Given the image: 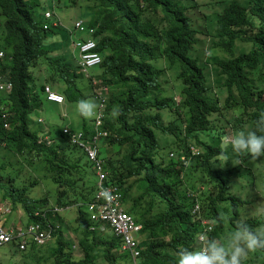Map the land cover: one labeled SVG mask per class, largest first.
I'll return each mask as SVG.
<instances>
[{
    "label": "trees",
    "instance_id": "1",
    "mask_svg": "<svg viewBox=\"0 0 264 264\" xmlns=\"http://www.w3.org/2000/svg\"><path fill=\"white\" fill-rule=\"evenodd\" d=\"M91 1L94 6H87L86 24L93 29L86 37L95 39L102 57L95 77L109 89L107 128L119 135L115 146L125 145L121 157L114 156L111 175L104 180L115 186L131 176L137 178L138 195L123 201L129 200L127 211L143 225L144 249L138 264H176L179 252L197 249L195 237L203 230L204 218L215 222L209 239L218 242H225L238 223L256 230L262 220H241L243 200L229 189L237 165L232 164L238 160L252 166V158L235 157L230 146L222 149L204 136L215 132L221 138L237 129L264 134L257 125L264 113V0ZM219 3H225L222 12H214L213 18L218 22L214 46L220 50L212 49L220 54L207 56L208 68L199 62L202 55L197 53L202 52L203 36H213L204 27V20L210 18L204 10ZM36 5L42 9V19L32 11ZM50 9L46 0H0V50L4 54L0 75L12 83L9 92L0 91V200L12 210L25 212L30 221L40 219L33 216L34 210L50 203L46 192L38 198L30 195L43 179L55 185L53 204L63 207L75 202L84 205L96 183L85 191L84 185L92 182L94 174L83 153L62 133V126H46L45 131L39 124L32 127L34 114L44 106L45 84L64 96L65 111H77V102L93 98L96 87L78 72L74 57L72 62L44 45L48 33L54 32V19L44 17ZM45 21L50 23L46 30ZM42 56L49 59L52 71L49 76L42 72L47 78L38 86L30 67ZM167 69L173 70L176 90L166 81ZM176 91L178 103L173 99ZM231 110L236 114L225 112ZM115 111L116 115H110ZM164 111L173 116L167 123L162 119ZM2 114L7 117L6 128ZM190 146L201 152L192 154ZM253 160L264 168V155ZM25 165L33 175L29 183L20 174ZM199 190V202L187 195ZM81 205L75 212L81 232L80 257L73 256L71 243L59 233L54 243L21 253L22 259H27V252L36 262L49 260L50 264H104L105 260L117 264L124 259L113 249L119 243L116 237L89 230V217ZM242 264H264V249L248 253Z\"/></svg>",
    "mask_w": 264,
    "mask_h": 264
},
{
    "label": "clouds",
    "instance_id": "2",
    "mask_svg": "<svg viewBox=\"0 0 264 264\" xmlns=\"http://www.w3.org/2000/svg\"><path fill=\"white\" fill-rule=\"evenodd\" d=\"M86 1H88L86 3L87 6H94L93 1ZM75 3L76 0L72 2V4ZM115 3L116 2L112 3V5ZM224 4L225 3H219L218 5H216L219 7V10H214L209 13L208 15L210 16V18H206L203 22L204 27H208L213 33V36H203L205 38V41L206 39L210 41L211 54H220L218 52L220 49L214 46V42L218 40V22L215 23L216 20H214L213 14L214 12H222ZM85 11H87V8ZM44 17L46 20H49V18L51 20L54 19V28L59 25V46L64 49L65 45L62 35L63 29H66V27L61 23V21L58 20L59 18H56V15L52 9L46 11L44 13ZM47 25L48 24L45 21V23L42 25L44 30L48 28ZM72 28V30L68 29L70 38H72L73 31L81 33V36L77 37L76 40L69 41V52L70 54L71 52L75 53V55H73L72 57L75 58L78 72L83 74L84 77L90 78L92 80V83L96 87L94 88V90H92L93 98L82 99L77 102L76 113L79 118L75 119L74 124L71 118H67L66 124L61 125V131L67 136L70 144L74 145L81 153H83L86 162L88 163L92 173L94 174L93 179H95L96 181L94 192L90 195V200L84 205H81V202H75L71 204V206L63 207L50 202L49 204L44 205L43 208H38L33 211L34 217H40V219L38 218L33 221L29 220L25 212H22L19 209L12 210L11 205L8 202L0 201V205H5L8 207V211L0 213V231H3L5 233L9 232V234L12 235L10 241L3 243L0 246L11 245L13 249H16L15 251L17 252H13L19 255L20 262L23 264H30V262H36L34 256H31L27 252V259L24 260L22 259L21 253L28 251L32 247L37 248L38 246H43L48 243H54L59 233H61V235L71 243L74 251L73 256L80 257L82 254L79 251L78 240L81 236V232L79 224L75 219V212H77V207L81 205L82 210L86 211L89 217L88 221L90 231L99 230L101 232H107L118 239V246L113 249L119 255L125 256V258L119 260V263H115L128 264V262H130V264H138L140 254L144 249L141 244L142 241L145 240L144 233L142 232L143 225L141 222H138L136 218L127 211L129 200H127L126 202H124L123 200L127 199V196L130 195L137 196L138 188L136 187H138L139 184L135 183L137 179L135 176L127 178L125 181L122 182L121 185H117V183H114L115 186L107 185L106 181L104 180L108 177V174L111 175V168H113L112 162L114 163V156L118 155L117 159H119L122 155L125 145L121 147L118 145L115 146L114 139L117 138L119 135L107 128L109 114L107 113L106 109H109V106L107 104L109 89L107 85L100 83L99 80L95 77L100 72L99 66L101 64L102 57L100 53L96 50L95 39L86 37V32L89 33V31H91V29L93 28L87 26L86 19H83V17L76 19L73 22ZM87 41L93 42L94 45L88 51L82 52L80 49L81 45ZM51 42H53V40L49 41L50 44H52ZM212 47L216 48L218 51L212 49ZM197 53L203 55L202 52ZM210 53H207L204 59H202V56L198 58L199 62L203 65H206V67L208 68L210 67V61H208L207 56ZM224 53L227 56L228 53L225 51ZM53 54L64 56L63 58L68 57L67 53H65V55L63 52H61V54L58 53L57 48H53ZM93 54H95L97 61L94 60ZM3 56V51L0 50V58H3ZM68 58L72 61L71 57ZM92 68L98 69V72H90V69ZM210 72L212 73V71ZM165 73L166 70L164 72V76ZM165 78L166 81L171 84L172 89H174L173 86L177 84L176 80L170 77V75L169 77L165 76ZM8 84L10 85V87L6 88L5 86ZM0 85H4V88H0V91L9 92L12 89L11 81L6 80L3 75H0ZM49 93L59 96L60 100L55 101L48 99ZM42 97L48 102L62 104V107L65 101L64 96L58 91L54 90L49 84H45L42 92ZM176 97H179L178 91L175 92L173 98L174 101L178 103L180 101V97L178 100L176 99ZM262 99L264 101V93L262 94ZM117 113V111H115L114 113L110 112V115H116ZM162 114V119L165 123H167L168 120L173 119V116L169 111H164L162 112ZM62 115L67 117V114L65 115V113ZM6 118V114H2V119L5 120L3 124L5 128L8 126ZM34 120H36L34 123L46 126L42 117H36V119ZM179 121L180 119L177 122ZM243 125L246 126V123H243ZM257 125L258 130L261 133H264V113L260 115L257 121ZM142 127L147 131V133H149V131L147 130L148 125H144ZM133 137L135 140L140 141L137 137ZM229 146L231 153L235 157L248 155L252 158V166L250 167L253 170H249L253 172L257 166L260 167L261 174H264V168L262 164L260 162H258L259 164H256L253 160L261 155H264V134H257V130L253 129H237L233 133L229 132L228 135H226L223 147L228 148ZM190 152L192 154L198 155L201 152V149L196 146H190ZM169 156L173 155L169 154ZM223 157L221 156V158ZM157 161L158 163L163 165L161 158H158ZM235 164H237L236 168L234 169V173L236 174H240V171H242V169H244V171L248 170L247 166L240 163V161L238 160H236L235 163H233L232 165ZM231 186L232 181L230 178V191H232ZM200 189L201 191L205 190L202 186L200 187ZM200 193V190L197 192L189 191L187 195L190 198H193L197 202H199L198 197ZM77 196L80 197L79 195ZM237 196L241 198L239 195ZM80 198L81 200H84L83 197ZM242 205L245 204L240 203L239 207H241ZM195 207H197V205ZM68 209H73V213L66 214V211ZM37 210L44 213L45 216L42 217L40 215H34V212ZM241 210H245L244 206ZM17 211L21 212L16 213ZM68 214H70L69 219L67 216ZM122 214H125L130 221L126 222L123 229H116L115 223H121L125 219ZM49 215L54 217L52 218L53 221L50 220ZM64 217H67L68 219L67 224L64 221ZM37 223L39 224V227L35 226ZM128 223L136 227L130 229L128 233L130 240L133 244L128 243L124 238V233L126 230L125 226L128 225ZM202 223L204 225L203 230L202 232L198 233L195 237L197 249L191 251L183 250L179 252L176 258V264H242V261L245 259L248 253L254 252L257 249H264V226H261L256 230H252L247 224L238 223L234 230L226 238L225 242H218L215 239H209V232L213 228L215 222L204 218ZM64 228H66V230L68 229L73 235V237H66V234L64 233ZM19 232H23V235ZM40 232H42V235H39ZM45 257H47V253L44 254L43 258ZM104 264H114V260H112V262L105 260Z\"/></svg>",
    "mask_w": 264,
    "mask_h": 264
},
{
    "label": "rangeland",
    "instance_id": "3",
    "mask_svg": "<svg viewBox=\"0 0 264 264\" xmlns=\"http://www.w3.org/2000/svg\"><path fill=\"white\" fill-rule=\"evenodd\" d=\"M48 1V5L51 7L53 12L55 13L56 17L59 18L61 23L66 27V29H63V35L62 38L64 40L65 48L64 50L68 54V57H70V54L68 51H70V48L68 46L69 41L76 40L77 37L81 36V33L77 31H73L72 38L69 36L68 29L72 30L73 28V22L83 17V19H87V2L86 0H76L75 4H72V0H46ZM186 1V0H182ZM200 1V0H197ZM239 2V1H238ZM240 3V2H239ZM214 10H219L218 6H214L213 8H209L204 10L205 14H209ZM33 13L38 16V19H42V9L40 6L36 5L33 8ZM50 24V23H48ZM213 24V23H212ZM59 31L60 29L54 28V32H49L46 39H45V46L47 49L57 48V45H52L49 43L50 40H53L54 43H57L60 41L59 39ZM84 36V35H82ZM201 51L203 53L202 59H204L205 55L207 53L211 52L210 49V41L206 39L205 43L201 45ZM77 52V51H76ZM74 55L75 53L72 52ZM52 64L50 63L49 59L45 57H40L36 61V65L30 67V72L32 74V77L34 78V82L36 85H40L43 81L46 80L47 76L52 71ZM46 73V75L42 74V72ZM98 72V69L92 68L90 69V72ZM173 77V70L167 69L165 76L166 77ZM211 82L213 83L212 78L210 77ZM178 100L179 97H176ZM43 108L37 109V113L34 114V119L36 117H42L44 119V123L46 126L52 127L53 129L58 128L57 126H61L66 122L67 118H71L73 120V124L75 122V119H78V115L76 111L74 110H67L63 109L62 104H55L53 102H48L43 99ZM60 110V111H59ZM225 112H231L233 114H236V111H225ZM67 114V117H65ZM37 123H34L32 125L36 126ZM46 126L43 125L42 129L46 130ZM244 125H242L243 127ZM226 135H222L221 138H218L215 135V132L208 133L206 136H204V139L206 141H211L212 145L220 144L222 149H227L224 146ZM224 156L223 154L221 155ZM248 169L253 170L250 166L246 165ZM8 171V170H7ZM20 174L25 181V183H29L30 177L33 176L29 172V167L25 165L23 168L20 169ZM95 179L92 178V182L85 184L84 188L87 190L91 185L94 184ZM232 186H231V192L239 195L241 199L243 200V203L245 205H242L240 208L242 209L244 206V211L240 209V219L245 220L250 217H256L259 219H262L261 225H259L257 228L264 226V174H261L260 167L256 166V169L251 173L248 174L246 171H240V174L233 173L231 176ZM200 185V184H198ZM201 187V186H200ZM199 187V188H200ZM212 188V186H211ZM62 191V189L60 190ZM46 195L51 203H53V195L55 194V185L52 184L48 179H43L42 181L38 182V184L30 190V195L33 197H42ZM94 192V187L90 189L89 194L91 195ZM1 201V200H0ZM19 209V208H17ZM16 209V210H17ZM21 212L17 211L16 213ZM66 213H73V209H68ZM243 213V214H242ZM242 216V217H241ZM26 217V215H25ZM64 221L66 224L68 223L67 217H64ZM237 225V224H236ZM236 225L233 226V229L236 227ZM224 227V226H223ZM225 228V227H224ZM225 232V231H223ZM64 233L66 234V237H70L73 235L71 232L66 228H64ZM217 240V239H216ZM218 241V240H217ZM45 253V252H43ZM46 258V257H45ZM14 262H18L16 264H23L20 262L19 255L13 252V247L11 245H4L0 246V264H13ZM27 264V263H26ZM30 264H50L49 260H42L41 262H30ZM130 264V262H128Z\"/></svg>",
    "mask_w": 264,
    "mask_h": 264
},
{
    "label": "built area",
    "instance_id": "4",
    "mask_svg": "<svg viewBox=\"0 0 264 264\" xmlns=\"http://www.w3.org/2000/svg\"><path fill=\"white\" fill-rule=\"evenodd\" d=\"M93 45H94L93 42H91V41H87V42H85L84 44L81 45V48H80V49H81L82 52H86V51H88ZM93 58H94L95 61H97V58H96L95 54H93ZM5 87H6V88H9L10 85L8 84V85H6ZM0 88H1V89L4 88V85H0ZM48 99L58 101V100H60V97L57 96V95H55V94L49 93V94H48ZM6 211H8V207L5 206V205H0V213H4V212H6ZM34 215H40V216H42V217L45 216V214L42 213V212L39 211V210L35 211V212H34ZM122 215L125 217V219H124L121 223H118V222L115 223V224H116V227H115L116 229H123V227H124V225L126 224V222H127V221H130L129 218L126 217L125 214H122ZM38 225H39V224L37 223L35 226H36V227H39ZM48 225H49V224H48ZM125 228H126V230H125V233H124V238L126 239V241H127L128 243L133 244L132 241L130 240V237H129L128 233H129V230H130V229H132V228H136V227H134L133 225H130V224L128 223V225H126ZM19 233L23 235V232H19ZM39 235H42V232H40ZM11 238H12V235L9 234V232H8V233H5V232H3V231H0V245L3 244V243H6V242H8V241H10Z\"/></svg>",
    "mask_w": 264,
    "mask_h": 264
},
{
    "label": "crops",
    "instance_id": "5",
    "mask_svg": "<svg viewBox=\"0 0 264 264\" xmlns=\"http://www.w3.org/2000/svg\"><path fill=\"white\" fill-rule=\"evenodd\" d=\"M52 43V45H57V52L58 53H60L61 54V52H63L64 53V55H65V53H66V51L63 49V48H61L59 45H60V43H59V41L57 42V43H54V42H51ZM69 52V51H68ZM69 54H70V52H69ZM74 54L71 52V54H70V57H72Z\"/></svg>",
    "mask_w": 264,
    "mask_h": 264
}]
</instances>
